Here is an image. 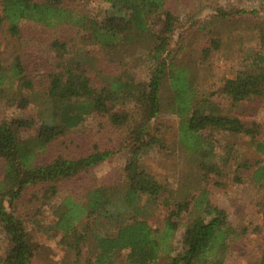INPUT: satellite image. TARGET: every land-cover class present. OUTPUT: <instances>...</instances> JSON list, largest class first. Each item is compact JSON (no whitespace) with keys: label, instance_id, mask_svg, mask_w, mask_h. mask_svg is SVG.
Returning a JSON list of instances; mask_svg holds the SVG:
<instances>
[{"label":"trees","instance_id":"trees-1","mask_svg":"<svg viewBox=\"0 0 264 264\" xmlns=\"http://www.w3.org/2000/svg\"><path fill=\"white\" fill-rule=\"evenodd\" d=\"M78 1L0 0V33L7 36V54H0V105L18 112L12 121L0 122V264H33L42 237L73 253L74 264H157L162 256L167 264H226L246 229L219 214L207 217L212 214L210 191L203 184L211 175L240 181L246 172L264 186V160L249 152L264 154V133L255 137L253 125L233 110L254 100L264 106V55H253L226 80V101L220 103L200 94L195 59L222 47L218 18L193 25L198 30L189 35L191 46L185 34L172 46L179 16L170 0H99L109 5L102 16L90 14ZM231 16L224 10L221 21ZM28 21L41 25L46 37L26 38L23 23ZM256 27L264 44V19ZM25 46L49 52L36 73L28 71ZM139 50H149L153 62L146 80L125 69ZM168 96L188 161L176 186L158 180L142 160L154 142H162L151 129ZM120 105H134L140 112L121 145L130 153L121 177L81 194L71 191L48 210L59 182L81 177L119 149L80 157L57 154L45 161L43 154L57 142L66 143L67 135L92 114L112 115L116 125L125 124L128 116L116 111ZM23 129L35 131L24 134ZM217 132L248 141L219 148ZM219 177L215 181L222 186ZM31 187L41 190L23 211L19 203ZM160 207L169 214L155 226L150 219ZM183 213L187 222L174 219ZM91 219L93 228L88 227ZM180 227H185L184 246L175 254ZM65 259L59 257L62 264ZM251 264H264V242Z\"/></svg>","mask_w":264,"mask_h":264},{"label":"rangeland","instance_id":"rangeland-1","mask_svg":"<svg viewBox=\"0 0 264 264\" xmlns=\"http://www.w3.org/2000/svg\"><path fill=\"white\" fill-rule=\"evenodd\" d=\"M76 3L96 16H102L109 6L99 0H80ZM169 3L179 16L172 46H176L181 34H185L191 46V39L197 35L198 30L195 29L194 24L197 28L198 22H209L213 17L220 21L217 26L221 27L219 29L223 38L222 47L210 56H198L195 59L199 81L202 83L199 82L200 94H211V97L216 101L225 103L223 87L226 80L233 77L239 68L246 67L253 55L257 53L264 55V44L260 38L259 27H256L264 19V0H170ZM224 10L234 13L235 16L221 21ZM239 10L245 11L238 12ZM237 13L239 15H236ZM23 27L26 38L32 39L36 36L44 39L46 37L42 26L35 22H24ZM38 38L36 41L40 40ZM6 44L7 36L0 33V54L3 53L4 57L7 54L4 48ZM40 51L34 46H25L24 53L26 54L29 72L36 73L40 65H43L44 61L48 59L49 52L47 49L45 52L41 51L42 53ZM137 53L136 57L127 60L125 69L131 72L137 80H146L153 68V62L149 50H139ZM169 100L170 96L165 98L164 111L151 129L153 133L161 137L162 142H154L142 160L158 180L171 182L176 186L179 183V178L183 175V171L187 168L188 161L186 160L187 153L182 150L177 140L179 118L175 113L169 112ZM233 110L243 120L253 125L255 137L260 138L262 136L264 133V106L260 101H247L234 107ZM116 111L128 116L125 124L116 125L112 121V115L92 114L81 126L67 135L66 143L57 142L43 154L42 158L45 161L57 154L80 157L100 149H119L113 157L93 167L81 177L70 182H59L58 194L46 206L48 210L57 206L72 193L71 191L81 194L89 186L111 185L113 181L121 177L123 168L130 158L128 148H123L121 145L124 144L131 126L139 120L140 112L134 105H120ZM17 113L12 107L0 105V122L12 121ZM35 129H23V133L28 134L34 132ZM215 138L219 148L238 140L243 143L248 141V137L238 139L236 134L221 132L215 133ZM249 152L253 157L264 160V154H259L254 149H250ZM3 172L4 161L0 158V179ZM217 177L219 176L211 175L206 178L203 184L210 191L209 199L212 214L208 213L207 217L210 218L213 214H219L228 223L238 226L240 230L246 229L243 236L237 239L231 248L226 264H251L252 260L260 255L263 248L264 186L254 181L246 172L242 173L240 181L231 180L228 175L219 177L218 179L224 181L222 186L216 183ZM40 190L38 187L28 189L19 203V208L27 211L29 207H32L30 199H32L33 193H38ZM168 214L167 209L160 207L152 214L150 220L156 226ZM174 219L185 223L188 216L183 213L180 216H174ZM95 223L96 221L91 219L89 221L91 226L88 227L93 228ZM184 234L185 227H180L175 238V254L183 249ZM40 242L33 264H62L59 257H65V255V264H74L75 255L73 253L66 254V251L59 249L54 241L46 237H42ZM4 245L7 248V238L5 237ZM167 262L168 258L162 256L157 264H167Z\"/></svg>","mask_w":264,"mask_h":264}]
</instances>
